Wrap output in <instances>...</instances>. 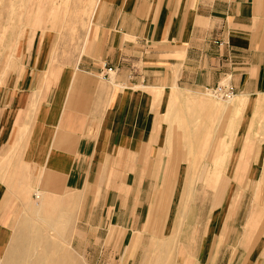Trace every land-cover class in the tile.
I'll return each mask as SVG.
<instances>
[{"label": "crops", "instance_id": "obj_1", "mask_svg": "<svg viewBox=\"0 0 264 264\" xmlns=\"http://www.w3.org/2000/svg\"><path fill=\"white\" fill-rule=\"evenodd\" d=\"M95 9L87 68L60 75L52 106L36 119L40 128L49 118L52 133L41 130L26 139L25 158L41 169L36 190L43 186L45 192L77 196L80 219L108 259L129 264L169 226V164L159 146L166 110L161 100L218 85L264 96V0H98L92 14ZM3 43L15 63L0 85V149L11 140L2 131L25 115L33 83L49 84L60 73L56 67L45 70L51 51L43 35L7 34ZM229 102L223 113L264 106V98L231 96ZM198 154L201 161L207 157ZM224 156L220 150L212 162L211 176L218 178L211 189L217 188ZM14 204L10 191L0 187V239ZM248 237L226 238L232 262L244 255L240 264L248 263ZM174 242L169 236L166 245ZM191 250L180 241L174 264H213L214 250L204 260L193 258Z\"/></svg>", "mask_w": 264, "mask_h": 264}, {"label": "rangeland", "instance_id": "obj_2", "mask_svg": "<svg viewBox=\"0 0 264 264\" xmlns=\"http://www.w3.org/2000/svg\"><path fill=\"white\" fill-rule=\"evenodd\" d=\"M97 1L0 0V85L15 63L11 47L3 43L7 34L43 35L51 51L45 70L56 67L60 72L49 84L33 83L26 93L25 115L14 121L15 126L2 131L11 140L0 149V187L10 191L15 204L12 220L0 239V264H20L23 248L37 250L40 264H113L99 247L100 240L80 219L77 196L45 192L43 186L36 190L40 188L41 169L25 158L29 142L26 139L39 136L41 130L52 133L49 118H44L40 128L36 119L42 109L46 112L52 106L60 75L87 68L85 61L91 54L92 42L89 34L97 7L92 12ZM212 93H170V103L167 96L161 100L166 110L159 146L169 164L165 188V226H169L159 239L142 247L129 264H174V249L183 240L186 245L189 243L193 258L202 255L204 260L214 250L213 264H240L244 255L232 262V248L226 239L231 233L250 236L247 264H264V106L223 113L231 97ZM230 96L246 100L264 98L234 91ZM200 105L206 108L200 109ZM241 149L244 156L239 157ZM220 150L225 154L222 172L217 188L211 189L218 178L211 176L212 162ZM203 151L207 157L201 161L198 153ZM20 168L28 175L27 182H22ZM169 236L175 242L167 246ZM36 237L43 238V242L47 238L52 249L46 254L42 252L43 246L33 242Z\"/></svg>", "mask_w": 264, "mask_h": 264}, {"label": "bare ground", "instance_id": "obj_3", "mask_svg": "<svg viewBox=\"0 0 264 264\" xmlns=\"http://www.w3.org/2000/svg\"><path fill=\"white\" fill-rule=\"evenodd\" d=\"M229 97H231V96H229ZM228 97V98H229ZM62 201V200H61ZM64 201V200H63ZM42 206L43 205H41V207H40V209L42 208ZM42 211V210H41ZM40 211V212H41ZM38 213V212H37ZM53 220V219H52ZM57 224V223H56ZM56 230V229H55ZM39 234V233H38ZM28 235V234H27ZM31 235H32V232H31ZM30 235V236H31ZM41 235V234H40ZM39 235V236H40ZM48 235V234H47ZM46 235V236H47ZM50 235V234H49ZM42 237V236H41ZM41 237H36L35 238V241H33V242H36V244H38V246L39 245H42L43 246V249L41 248L42 246H39L40 248H41V250H42V252H44L45 254L47 253V252H49L51 249H52V247H51V241H50V243H49V241L47 242V238H46V241L45 242H43V238H41ZM21 238H22V236H21ZM23 240H24V238H22ZM53 239V238H52ZM26 240H27V238H26ZM30 240V239H29ZM44 240H45V238H44ZM48 240H50V238H48ZM29 242V241H28ZM25 244L27 243V241L26 242H24ZM24 243H22L21 242V244H23L24 245ZM30 243V242H29ZM35 244V243H34ZM22 245V246H23ZM30 245V244H29ZM32 245H33V243H32ZM21 246V247H22ZM16 247V246H15ZM25 247H26V245H25ZM55 247H56V245H55ZM23 248V247H22ZM38 248V247H37ZM15 251H16V249H15ZM21 252V256L20 255H18V257L20 256L21 257V263L20 264H40L39 262L41 261V257H40V255H38L37 254V250H35L34 248H33V250H32V252H31V249H26V248H23V250L22 251H20ZM13 253V252H12ZM12 253L10 254V257H11V255H12ZM14 256H15V254H14ZM18 257H16V258H18ZM19 257V258H20ZM44 259V258H43ZM15 260H17V259H15ZM54 260V259H53ZM45 261H47V260H45ZM8 262V261H7ZM9 262H10V260H9ZM49 262V261H48ZM50 263H51V261H50ZM7 264V263H6ZM8 264H10V263H8ZM14 264V263H13ZM16 264H19V263H17L16 262ZM49 264V263H48ZM52 264H53V262H52Z\"/></svg>", "mask_w": 264, "mask_h": 264}, {"label": "built area", "instance_id": "obj_4", "mask_svg": "<svg viewBox=\"0 0 264 264\" xmlns=\"http://www.w3.org/2000/svg\"><path fill=\"white\" fill-rule=\"evenodd\" d=\"M209 91H212V94L217 97H229L232 94V88L228 85H218Z\"/></svg>", "mask_w": 264, "mask_h": 264}]
</instances>
